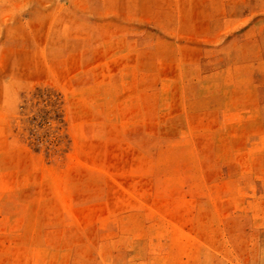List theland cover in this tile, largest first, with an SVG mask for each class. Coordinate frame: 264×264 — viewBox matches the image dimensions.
<instances>
[{
    "label": "rangeland",
    "instance_id": "1",
    "mask_svg": "<svg viewBox=\"0 0 264 264\" xmlns=\"http://www.w3.org/2000/svg\"><path fill=\"white\" fill-rule=\"evenodd\" d=\"M0 264H264V0H0Z\"/></svg>",
    "mask_w": 264,
    "mask_h": 264
}]
</instances>
